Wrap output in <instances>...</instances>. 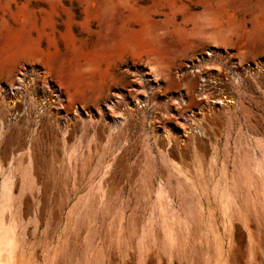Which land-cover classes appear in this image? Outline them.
I'll return each mask as SVG.
<instances>
[{"label": "rangeland", "instance_id": "rangeland-1", "mask_svg": "<svg viewBox=\"0 0 264 264\" xmlns=\"http://www.w3.org/2000/svg\"><path fill=\"white\" fill-rule=\"evenodd\" d=\"M263 163L264 0H0V264H264Z\"/></svg>", "mask_w": 264, "mask_h": 264}, {"label": "bare ground", "instance_id": "bare-ground-1", "mask_svg": "<svg viewBox=\"0 0 264 264\" xmlns=\"http://www.w3.org/2000/svg\"><path fill=\"white\" fill-rule=\"evenodd\" d=\"M259 162H260V161H259ZM244 166H245V165H244ZM258 166H259V165H258ZM260 166H261V165H260ZM262 166H263V168H264V163H263ZM262 166H261V168H262ZM241 168H242V167H240V171L243 169V168H242V169H241ZM259 168H260V167H259ZM243 170H244V169H243ZM245 170H247V169H245ZM247 171H248V170H247ZM263 171H264V169H263ZM263 171H262V172H263ZM242 172H243V171H242ZM242 172H241V174H242ZM201 173H202V172H201ZM257 174H258V173H257ZM196 175H197V172H196ZM196 175H195V176H196ZM243 175H244V174H242V176L240 175L241 178H242L243 183H242V182H239V180H237V182H239V183H241V184H244V182L247 181V180L245 181V179L247 178V176H248L249 174L246 176V178H245V176H244L245 179H243ZM245 175H246V174H245ZM251 175H252V174H251ZM249 176H250V175H249ZM263 176H264V174H263ZM193 177H194V176H193ZM200 177H201V176H199V178H200ZM263 178H264V177H263ZM190 179H191V178H190ZM204 179H205V178H204ZM207 179H208V178H207ZM248 180H249V179H248ZM195 181H196V180H195ZM199 181H200V180H199ZM205 181H207V180H205ZM240 181H241V179H240ZM261 181H262V180H261ZM261 181H260V182H261ZM197 183H198V182H197ZM250 183H252V182H250ZM250 183L248 184V186H249V185L251 186ZM194 184H195V183H194ZM234 184H235V183H234ZM197 185H199V184H197ZM197 185H195V186H197ZM253 185H254V184H253ZM192 186H194V185H192ZM199 186H200V185H199ZM215 186H218V185H215ZM232 186H233V185H232ZM234 186H235V185H234ZM237 186H238V185H237ZM263 186H264V185H263ZM218 188H219V187H218ZM229 188H230V187H229ZM229 188L226 189V193L224 194L223 197H222V193H223V191L221 192V197H222L223 199H224V197H225V195H226L227 193H230V196L233 195V194L235 195V193L231 194V192H229V191L227 192V190H229ZM231 188H232V187H231ZM254 188H255V187H254ZM233 189H234V188H233ZM236 189H237V187H236ZM213 190H214V189H213ZM158 191H159V190H158ZM216 191H217V190H216ZM224 191H225V190H224ZM230 191H231V190H230ZM232 191H233V190H232ZM234 191H235V190H234ZM162 192H163V191H162ZM262 192H263V191H262ZM4 196H5V195H4ZM4 196H3V198H4ZM6 196H8V195H6ZM160 196H161V195H160ZM219 196H220V195H219ZM228 196H229V194H228ZM160 199H161V198H160ZM220 199H221V198H220ZM225 199L227 200V197H226ZM5 200H6V199H5ZM5 200H3V201H5ZM226 200H225V201H226ZM235 200H236V199H235ZM1 201H2V200H1ZM3 201H2V202H3ZM159 201H160V200H159ZM162 201H163V200H162ZM219 201H220V200H219ZM229 201H231V202L233 203L234 200L232 201V197H231V200H228V202H229ZM2 202H1V203H2ZM221 202H222V201H221ZM228 202H226V203H228ZM1 203H0V204H1ZM3 203H4V202H3ZM86 203H87V202H86ZM86 203H84V204L86 205ZM224 203H225V202H224ZM229 203H230V202H229ZM232 203H231V204H232ZM4 204H6V203H4ZM84 204H83V206H84ZM161 204H162V203H161ZM89 205H90V203H89ZM227 205L229 206V204H227ZM162 206H163V205H162ZM89 207H90V206H89ZM160 207H161V205H160ZM5 208H6V207H5ZM5 208H4L3 210H5ZM84 208H86V206L83 207V211L85 210ZM92 208H93V207H92ZM162 208L164 209L165 207H162ZM230 208H231V207H230ZM81 209H82V208H81ZM87 209H88V205H87ZM160 209H161V208H160ZM1 210H2V209H1ZM6 210H7V209H6ZM81 211H82V210H81ZM164 211H165V210H164ZM88 212H89V211H88ZM162 212H163V210H162ZM166 212H167V210H166ZM168 212H171V211H168ZM6 213H7V212H6ZM79 213H80V212H79ZM81 213H82V212H81ZM90 213H91V210H90ZM160 213H161V212H160ZM3 214H4V212H3ZM7 214H8V213H7ZM7 214H6V215H7ZM82 214H83V213H82ZM84 214H85V212H84ZM84 214H83V215H84ZM87 214H88V213H87ZM87 214H85V215H87ZM164 214H166V213H164ZM170 214H171V213H169V215H168V213H167V214H166L167 217L170 216ZM4 215H5V214H4ZM166 215H164V217H163L164 219L166 218V217H165ZM1 216H2V211H0V219L2 218ZM11 216H12V215H11ZM172 216H173V215H172ZM172 216H171V217H172ZM178 216L180 217V215H178ZM178 216H177V218H179ZM182 217H184V214H183ZM182 217H180L181 219L179 218L181 222H178V224H176L177 227H178V226L180 227L179 224H181V223L183 222ZM185 217H186V216H185ZM185 217H184V219H186V220L188 221V218H185ZM160 218H161V217H160ZM163 218H162V219H163ZM173 218H174V217H173ZM177 218H176V219H177ZM11 219H12V218H11ZM165 220H167V218H166ZM170 220H171V219H170ZM186 220H184V221H186ZM1 221L3 222V220H1ZM4 221H5V220H4ZM175 221H176V220H175ZM177 221H179V220H177ZM187 221H186L185 223H188ZM2 222H1V223H2ZM168 222L170 223V221H168ZM168 222L166 221L167 225L171 228V226H170V224H168ZM173 222H174V221H173ZM166 223H164V226H165ZM171 223H172V222H171ZM3 224H5V223H3ZM10 224H11V223H10ZM1 225H2V224H1ZM5 225H6V224H5ZM181 225H182V224H181ZM172 226H173V224H172ZM176 226H175V227H176ZM183 226L185 227L184 224L182 225V227H183ZM2 227H4V226H2ZM175 227H172L171 229L174 230L173 228H175ZM182 227H180V228L184 231L185 228L183 227V228H184V229H183ZM7 228H8V227H7ZM14 228H15V227H14ZM186 228H187V227H186ZM5 229H6V228H5ZM12 229H13L12 227H11V229H7V230H6V231H7L6 234H4V233L0 234V238L3 239L4 235H7V236L9 237L8 242L10 243V242H11L10 240H12L13 237H14V232H13ZM171 229H170V230H171ZM176 229L179 230V228H176ZM181 229H180V230H181ZM172 230H171V231H172ZM180 230H179V233H180ZM1 232H2V231H1ZM172 232H174V234H175V236H173V234H171L172 237L176 238V237H177L176 233H178V232H176V233H175V231H172ZM186 232H187V231H186ZM18 233H19V232H18ZM163 233H164V232H163ZM179 233H178V235H179ZM182 233H183V232H181L180 234H182ZM3 234H4V235H3ZM165 234H166V233H165ZM167 235H168V236H167ZM182 235H183V234H182ZM185 235H186V234H185ZM7 236H5L6 239L8 238ZM19 236H20V235H19ZM141 236H142V235H141ZM143 236H144V235H143ZM164 236L169 237L170 234H166V235H164ZM149 237H150V236H149ZM172 237L170 236L169 239L172 238ZM180 237H181V235H180ZM183 237H184V236H183ZM5 238H4V239H5ZM14 238H15V237H14ZM165 238H166V237H165ZM174 238H173V239H174ZM181 238H182V237H181ZM169 239L167 238L168 241H169ZM177 239H178L179 241H178ZM177 239H175V240H177V242H180V243H181V240H182V239L180 240L178 237H177ZM170 240H171V239H170ZM5 241H6V240H4V241L2 240V242H5ZM183 241H184V240H183ZM169 242H170V241H169ZM173 242H175V241L173 240ZM13 243H14V241H13ZM15 243H16V242H15ZM144 243H145V242H144ZM175 244H176V243H174V245H175ZM177 244H178V243H177ZM12 246H13V244H12ZM139 246H140V245H139ZM175 246H176V245H175ZM182 246H183V245H182ZM0 247H1V246H0ZM177 249H178V247H177ZM0 251H1V250H0Z\"/></svg>", "mask_w": 264, "mask_h": 264}]
</instances>
